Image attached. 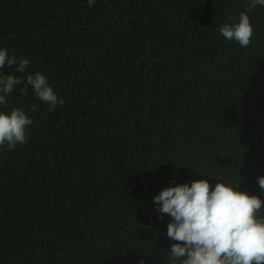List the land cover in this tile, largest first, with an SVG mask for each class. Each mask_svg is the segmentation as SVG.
Here are the masks:
<instances>
[{
  "label": "trees",
  "instance_id": "16d2710c",
  "mask_svg": "<svg viewBox=\"0 0 264 264\" xmlns=\"http://www.w3.org/2000/svg\"><path fill=\"white\" fill-rule=\"evenodd\" d=\"M249 0H0V49L28 141L0 147V264H167L153 197L206 179L264 200V6L246 48L219 29ZM36 105L38 110H32Z\"/></svg>",
  "mask_w": 264,
  "mask_h": 264
},
{
  "label": "clouds",
  "instance_id": "9594fccd",
  "mask_svg": "<svg viewBox=\"0 0 264 264\" xmlns=\"http://www.w3.org/2000/svg\"><path fill=\"white\" fill-rule=\"evenodd\" d=\"M93 7L95 0H87ZM264 0H249L238 22L224 23L219 33L227 41H235L241 48L251 43L254 29L248 15ZM31 60L10 56L7 48L0 49V105H6L9 95L23 83L20 92L26 95L28 86L48 111L63 105V98L49 85L41 72L28 74L26 79L14 74L5 75L7 65L24 73ZM32 110H38L34 104ZM33 120L25 111L13 108L10 113L0 111V147L15 150L17 145L28 141L27 129ZM215 187L206 179L193 180L174 187L163 188L153 197L160 219L167 214L171 219L167 225V236L176 241L167 254V264H264V200L249 195L239 188L217 180ZM264 191V176L257 177ZM143 264V262H141Z\"/></svg>",
  "mask_w": 264,
  "mask_h": 264
}]
</instances>
